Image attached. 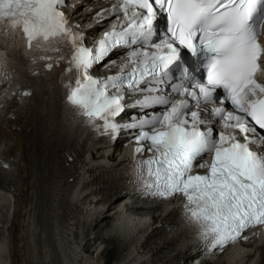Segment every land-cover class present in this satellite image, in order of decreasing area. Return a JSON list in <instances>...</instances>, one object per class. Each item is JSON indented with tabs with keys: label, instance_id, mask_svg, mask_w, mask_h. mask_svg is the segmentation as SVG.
<instances>
[{
	"label": "snow or ice",
	"instance_id": "snow-or-ice-1",
	"mask_svg": "<svg viewBox=\"0 0 264 264\" xmlns=\"http://www.w3.org/2000/svg\"><path fill=\"white\" fill-rule=\"evenodd\" d=\"M64 3L0 0V39L19 35L33 53H59L69 46L67 63L79 78L69 85L67 100L90 121L99 120V131L109 139L127 129L129 142L148 143L137 153L154 154L133 166L129 194L148 200L185 197L182 211L198 225L202 241L197 251L214 254L238 239L247 242L244 233L264 225V151L249 147L264 146V98L258 96L264 85L255 79L258 68L264 71V0H118L92 13L100 18L97 26L116 21L94 48L83 45L82 33L71 31L60 10ZM158 16L168 22L163 37L154 31ZM124 49L131 51H119ZM121 54L130 57L126 74L104 79L88 74ZM64 59L39 54L31 62L44 61L37 71H50ZM8 79L0 54V83ZM6 94L0 89V102ZM126 95L137 98L128 102ZM225 101L231 110L217 106ZM123 116L128 120L120 123L117 117ZM220 121L224 131L216 130ZM5 147L0 144V152ZM194 166L208 171L193 174ZM14 178L0 159V181Z\"/></svg>",
	"mask_w": 264,
	"mask_h": 264
},
{
	"label": "bare ground",
	"instance_id": "bare-ground-1",
	"mask_svg": "<svg viewBox=\"0 0 264 264\" xmlns=\"http://www.w3.org/2000/svg\"><path fill=\"white\" fill-rule=\"evenodd\" d=\"M40 116L46 118L47 127L49 125L54 126L51 132H48L47 129L41 130L44 141L51 143L52 135L69 139L68 134L70 130L63 124L60 113L55 106L46 107L44 113ZM74 133L77 135L76 139L83 134L78 130H74ZM20 149L27 161L23 165L24 182L21 186L23 197L17 201L15 199L16 197H13L11 194L0 196V225H3L0 229L5 231L4 236H0V250L5 251L6 254L9 253V257L4 256L0 259V264H62L57 249L58 243L62 248H67V254L70 250L79 252L87 244L84 243L86 228L91 229L88 232L94 231L98 225L103 223L101 228L106 229L110 227L112 220L107 214L102 213L97 219H94V216L92 217L91 225L85 224L87 218L94 214H88L86 208H81L76 203V195L72 193L74 183H69L65 174L62 172L63 169L55 170L53 172L55 174L50 177L48 164H46V161L40 160L32 155L33 149L30 146L24 145ZM80 168L82 171L86 170L85 166H81ZM90 171H88L89 174ZM85 188L91 189V187L89 188V183L85 185ZM5 208L7 210L6 214L3 213ZM10 210L13 212V218L9 222L7 219ZM122 228L125 231L127 229L125 227ZM139 228L135 226L132 229L137 230ZM113 233L117 234L106 238L105 241L108 242L112 241L113 238H119L120 234L116 230H113ZM42 237H44L46 244L52 252V258L40 250ZM103 239L100 237L97 238L95 245L92 248L90 247L89 250L91 251L89 253L93 254L92 257L98 252L99 257L102 260L104 259V252L108 248L104 247L105 250L104 248L98 247L99 244H102L101 241ZM33 240L35 242L34 248L36 252H34V256L32 257L31 242ZM97 241H100L98 245H96ZM123 243L125 244V242ZM132 245L131 243L127 247L126 245H121L127 248L129 253L115 264H129L128 262L132 259L133 251L137 249V247H134L135 249L133 248L132 250ZM113 247L116 248V245ZM7 249L9 251L8 253L6 251ZM103 249L105 251H102ZM75 256L79 257L78 255ZM248 259L249 257L247 255H241L234 258L231 264H246ZM67 260L69 264H72L71 257L67 258ZM109 260L107 259L105 263L107 264ZM226 261H220L218 264H228ZM134 263L133 260L130 261V264ZM143 264H148V262Z\"/></svg>",
	"mask_w": 264,
	"mask_h": 264
},
{
	"label": "rangeland",
	"instance_id": "rangeland-1",
	"mask_svg": "<svg viewBox=\"0 0 264 264\" xmlns=\"http://www.w3.org/2000/svg\"><path fill=\"white\" fill-rule=\"evenodd\" d=\"M6 212H7V210L5 208V210L3 211V213L6 214ZM102 225H103V223H101L100 225H98V227H96V230L94 231L95 233H92V232L89 233L88 230L90 228H86V230H85V235L86 236L84 237L85 238L84 243H87L86 246H85L86 248H90V247L92 248V246L95 245L97 238H99V237L100 238H104L101 242H104L106 238H109L110 237V236L107 235V233H108L107 230L101 229ZM0 231H1L0 232V236H4L5 231L2 230V229H0ZM95 235H96V237L93 238V236H95ZM105 242L108 243V244L107 245L105 244L103 247H102L103 244H99V246H98V247H101V248H104V247L108 248L104 252V255H103V258L104 259L102 260V258L99 257V255L97 254L98 252H96V254H95L94 257H92L93 254H91V253L89 254L88 253L89 256H90L89 261H95L97 264H101V263L102 264H106L105 263L106 260L107 259H110L107 264H113V263L115 264L116 262H118V261L122 260L124 257H126V255H128V253H129L128 249L125 248V247H123V246H121L123 244H122V242L120 240H118L116 238H113L112 241H108V242L105 241ZM115 245H116V248L113 247ZM95 247H97V246H95ZM118 249H119V251H118ZM96 256H97V258H95ZM90 259H93V260H90ZM96 259L98 260V262L96 261Z\"/></svg>",
	"mask_w": 264,
	"mask_h": 264
}]
</instances>
